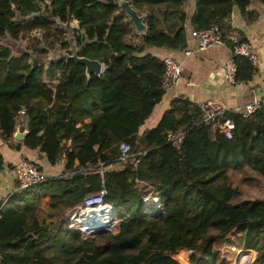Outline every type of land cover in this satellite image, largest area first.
<instances>
[{
	"label": "trees",
	"instance_id": "obj_1",
	"mask_svg": "<svg viewBox=\"0 0 264 264\" xmlns=\"http://www.w3.org/2000/svg\"><path fill=\"white\" fill-rule=\"evenodd\" d=\"M38 1L0 0L2 135L13 136L23 109L28 133L22 144L38 149L51 165L64 154L65 171L106 167L116 162L122 141L130 143L138 163L130 158L121 170L102 176L49 177L11 194L0 208V264H180L174 255L181 250L191 251L190 264H229L215 254L216 244L228 237L249 253L247 264H264V198L231 203L238 190L226 175L248 167L264 178V107L247 117L229 112L234 126L228 139L200 122L197 105L176 98L155 127L139 132L164 94V64L138 54L144 46L185 47L187 16L181 6L187 0H130L133 6L166 5L180 18L173 35L150 25L140 44L126 41L128 23L116 0H50L43 10ZM253 1L264 7V0H195L192 29L215 26L231 48L245 40L227 38L228 19L237 9L246 21L256 20L258 13L247 9ZM27 18L31 28L76 20L83 30L73 33L79 55L102 62L101 75L87 78L85 67L74 61L44 66L28 53L14 55L7 39L21 40ZM61 47L68 49V41ZM37 52L33 55H48ZM232 58L235 83L250 80L255 65L244 56ZM177 130L185 131L178 149L165 140L167 132ZM139 182L159 198L161 215L146 212ZM102 187L105 201L120 208L122 220L116 232L96 235L98 242L96 236L84 239L71 232L62 217Z\"/></svg>",
	"mask_w": 264,
	"mask_h": 264
},
{
	"label": "crops",
	"instance_id": "obj_2",
	"mask_svg": "<svg viewBox=\"0 0 264 264\" xmlns=\"http://www.w3.org/2000/svg\"><path fill=\"white\" fill-rule=\"evenodd\" d=\"M195 4V0H187L181 6V10L187 19L183 22L185 30V47L195 49V41L190 36L192 25L189 18L192 16L187 13L189 6ZM132 4V3H131ZM133 6V4H132ZM133 8L143 16L146 30L150 25L173 35L181 26L180 18L172 13L166 5H136ZM248 10L256 11L258 17L254 21H246L235 9L228 19L231 31L227 38L232 42L244 39L250 43L257 56L256 71L252 78L246 82L228 84L223 80V66L231 59L230 47L226 44L222 47L209 48L203 51H196L191 56H185L182 49H170L166 47L144 46L138 56L151 55L163 63L166 54H174L181 63V79L178 86L172 90L164 92L159 103L154 107L151 115L139 128V132L155 127L160 121L163 113L170 108L173 99L181 98L192 105L200 102L214 100L220 101L227 108L232 110L235 107H243L246 103L253 100H260L264 103V7L252 2ZM124 23H128L126 41L132 44H140L143 33H138L128 21L127 16L123 18ZM2 42V40H0ZM183 48V49H184ZM14 54V53H13ZM15 55V54H14ZM103 64V70H104ZM103 72V71H102ZM18 121L12 137L4 138L0 131V201L13 194L16 183L11 174L12 167L21 159H29L36 164L48 177H57L66 172L64 170V154L55 165H51L45 155L38 149H29L22 144V139H16L15 133L28 131L25 115L18 112ZM88 122V119L85 120ZM67 146L70 142H67ZM122 167L117 163L106 166V171L121 170ZM139 187L144 191L151 192V187L139 182ZM47 201V199H45ZM44 201V202H45Z\"/></svg>",
	"mask_w": 264,
	"mask_h": 264
},
{
	"label": "built area",
	"instance_id": "obj_3",
	"mask_svg": "<svg viewBox=\"0 0 264 264\" xmlns=\"http://www.w3.org/2000/svg\"><path fill=\"white\" fill-rule=\"evenodd\" d=\"M45 7L50 3L45 0ZM44 7V8H45ZM194 3L192 6H189L187 13L191 15L194 12ZM38 15V12L32 14V16ZM73 27L70 29L72 38L74 36V31L76 34H81L82 29L78 27L76 20L72 19ZM30 23V19H26L24 23ZM75 23V24H74ZM191 38L195 41L196 48H184L182 53L185 56H191L196 51H203L209 48L222 47L225 45V41L218 32L215 26H211L205 29H192L190 31ZM1 40V39H0ZM75 42V41H74ZM67 50V49H65ZM232 57L235 55L247 57L252 64L256 65L258 60L255 55L252 46L250 43L241 42L234 43L230 48ZM47 58L45 61L49 64L55 62L53 59V54L49 51L47 53ZM223 66V80L228 84L235 83V73L236 65L233 61V58ZM42 64V62H41ZM47 64H43L47 66ZM164 72L161 77V87L164 92L167 90H172L176 88L181 79V63L177 57L168 53L163 58ZM46 83H49L47 79H44ZM58 83V79L53 80L52 84L55 85ZM180 98V97H179ZM181 99V98H180ZM200 110V122L205 125H210L212 131H218L223 134L226 138L230 139L232 137L233 121L228 117L229 112L238 113L243 117H247L253 114L256 111L261 110L264 107V103L260 100H253L246 103L243 107H235L232 110H227V108L220 101L208 100L200 102L198 105ZM20 114H24V110L19 111ZM185 137V131H169L166 133V143L170 144L174 148H180ZM118 157L116 162L123 168L125 164L129 161L130 158H133L134 164L138 163L137 158L134 154L131 153V145L126 141H122L119 144ZM106 171V167L103 164H98L93 167H78L74 171H66L60 176H71L74 173L81 174H99L103 175ZM11 174L16 183V187L13 193L26 190L33 186L39 185L45 182L49 177L41 169L37 168L32 162L27 159L21 158L11 169ZM107 192L102 187L99 191L95 193L87 194L83 199L74 205L71 209L67 211L65 224L67 228L74 233H79L82 238L86 239L100 234H109L117 231L119 223L122 220V213L119 207L114 206L112 203L105 201V196ZM156 197L153 192L145 194L143 197L145 210L149 214L153 211H159L160 207H157L156 204L150 208L147 204V199L154 200ZM6 197L4 200L0 201V208L6 203ZM183 253V258H180V254ZM186 254V257L185 255ZM191 251H178L175 253L174 258L180 264H190L189 257Z\"/></svg>",
	"mask_w": 264,
	"mask_h": 264
},
{
	"label": "rangeland",
	"instance_id": "obj_4",
	"mask_svg": "<svg viewBox=\"0 0 264 264\" xmlns=\"http://www.w3.org/2000/svg\"><path fill=\"white\" fill-rule=\"evenodd\" d=\"M44 1L45 0L38 1V5L41 10H43L45 7ZM47 1L50 3V0ZM23 26V36L21 40L10 41L7 39L15 55L20 52L28 53L33 57L35 56L39 58L42 64L46 65V54H44L42 57H38L37 55L33 54H40L37 51H45L46 53L50 51L53 54V59L59 60V58L56 57V53L68 51V49H63L61 45L63 42L71 41L72 34L69 31L73 27V21H70L67 24H58L54 21L48 27L44 26L41 28H31V23L29 22L24 23ZM4 42H6V40ZM226 175L228 177L227 183L238 190L237 196L232 198L231 203L238 205L245 200H257L264 198V178L258 172H255L248 167H242L239 169H229L226 172ZM149 191L150 190L146 191L145 194L147 195ZM68 210H66L63 214L62 219L64 222ZM45 211L46 210L43 209V213L40 215L44 216L46 213ZM97 236L96 238L98 242H100V239H98L99 237ZM215 254L218 257L225 258L229 264H247V255H249L248 252L241 250L238 246V242L231 237H228L216 244ZM182 255H179L180 258H183ZM184 255L186 257V254Z\"/></svg>",
	"mask_w": 264,
	"mask_h": 264
},
{
	"label": "water",
	"instance_id": "obj_5",
	"mask_svg": "<svg viewBox=\"0 0 264 264\" xmlns=\"http://www.w3.org/2000/svg\"><path fill=\"white\" fill-rule=\"evenodd\" d=\"M115 3L126 14V16L128 17V21L134 27L136 32L143 33L146 30V26L143 22V16L137 13V11L133 8L130 0H116ZM68 43V51L58 52L56 53V57H58L59 59H64L66 61H74L80 65H83L85 67V75L87 76V78L90 77L91 74H94L96 76L101 75L103 71L102 62L80 56L78 47L75 44L73 38H71V41H69ZM27 133L28 131H18L14 136L16 139H22L27 135ZM154 201L157 207H160V209L159 211L155 210L153 212H150L149 215L156 217L161 215L163 213V210L161 208L159 198H155Z\"/></svg>",
	"mask_w": 264,
	"mask_h": 264
},
{
	"label": "bare ground",
	"instance_id": "obj_6",
	"mask_svg": "<svg viewBox=\"0 0 264 264\" xmlns=\"http://www.w3.org/2000/svg\"><path fill=\"white\" fill-rule=\"evenodd\" d=\"M147 204L150 206V208H152V206L155 204V201L152 199H147Z\"/></svg>",
	"mask_w": 264,
	"mask_h": 264
}]
</instances>
